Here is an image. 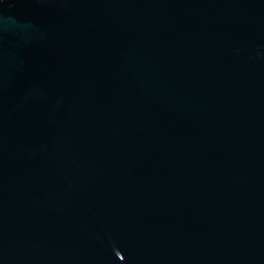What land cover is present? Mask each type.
<instances>
[{
    "label": "water",
    "instance_id": "water-1",
    "mask_svg": "<svg viewBox=\"0 0 264 264\" xmlns=\"http://www.w3.org/2000/svg\"><path fill=\"white\" fill-rule=\"evenodd\" d=\"M0 264H264V0H0Z\"/></svg>",
    "mask_w": 264,
    "mask_h": 264
}]
</instances>
